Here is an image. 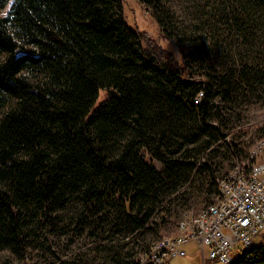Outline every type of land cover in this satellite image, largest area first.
<instances>
[{
    "label": "trees",
    "instance_id": "obj_1",
    "mask_svg": "<svg viewBox=\"0 0 264 264\" xmlns=\"http://www.w3.org/2000/svg\"><path fill=\"white\" fill-rule=\"evenodd\" d=\"M229 1L238 54L264 50V0ZM258 62L212 74L192 51L176 63L128 26L122 0H0V251L24 260L44 230L49 247L52 236L84 237L95 251L120 240L101 251L138 264L157 213L187 185L207 201L218 192L224 151L210 146L226 136L223 110L264 85ZM192 70L201 85L186 81ZM246 253L264 264V245Z\"/></svg>",
    "mask_w": 264,
    "mask_h": 264
},
{
    "label": "rangeland",
    "instance_id": "obj_2",
    "mask_svg": "<svg viewBox=\"0 0 264 264\" xmlns=\"http://www.w3.org/2000/svg\"><path fill=\"white\" fill-rule=\"evenodd\" d=\"M232 7H235V4L229 0H122V13L128 26L144 36L148 43H154L164 49L176 63H182L192 51H196L201 54L204 68L202 71L206 73L221 72L222 66L225 65L235 64V68H239L240 59L251 62L260 60L258 64H261L260 71L263 72L262 47H259L257 52L247 51L240 55L237 52L238 44L233 43L232 37V34L238 33L232 22L237 10ZM194 71L189 72L190 75H185L186 81L201 85L206 78L202 73ZM106 98L107 92L100 91L94 108ZM223 113L229 117L226 125L221 128L226 136L210 146V150L215 148L224 151V156L221 154L215 159L216 164H220V173L215 176L214 181L218 182L217 186L222 177L237 163L247 165L252 161L264 162V85L260 86L257 93L241 94L237 103L232 108L227 106ZM230 144L238 152L236 156L232 154V149L229 152L226 150ZM251 152H254L253 160L249 159ZM146 161H151L158 170L162 169V165L148 155ZM185 188L188 194L172 203L168 210L170 213H157L156 222L151 224H155L153 235L148 236L146 240L148 245L153 242L149 253L142 257L136 249L133 254L134 259L139 256L138 264H150L154 250L158 251L163 245L159 244L165 238L179 235V223L184 216L199 212L206 205L213 203L218 195L215 189L210 201H207L206 195H198L194 187L187 185ZM175 212H178L179 217L174 218ZM34 233L37 234V230ZM43 238L44 230L38 237L28 239L24 260L11 250H1L0 264H63L64 260H69L72 264H121L110 259V254L101 251L102 245H105L106 249L108 246L122 247L119 246L120 240L98 245L99 249L95 251V243L84 237L70 239L67 236H52L51 247L47 243L42 246ZM255 245H264V231L257 237ZM184 249L187 256L175 259L170 264H202L194 243ZM127 261L128 259L124 258L122 264H128ZM207 264L221 263L208 260Z\"/></svg>",
    "mask_w": 264,
    "mask_h": 264
},
{
    "label": "built area",
    "instance_id": "obj_3",
    "mask_svg": "<svg viewBox=\"0 0 264 264\" xmlns=\"http://www.w3.org/2000/svg\"><path fill=\"white\" fill-rule=\"evenodd\" d=\"M202 93L194 103H200ZM254 152L249 159L253 160ZM179 235L165 238L154 250L152 264H168L184 258L187 244L194 243L201 263L253 264L251 253L238 259V252L252 247L264 231V162L236 164L220 180L215 201L197 213L185 215L179 223Z\"/></svg>",
    "mask_w": 264,
    "mask_h": 264
},
{
    "label": "bare ground",
    "instance_id": "obj_4",
    "mask_svg": "<svg viewBox=\"0 0 264 264\" xmlns=\"http://www.w3.org/2000/svg\"><path fill=\"white\" fill-rule=\"evenodd\" d=\"M156 245H157V243H156ZM254 245L252 247H250L249 249H246L245 252H238V259H247V253L246 252H248L250 249H252L254 247ZM170 263H171V261L168 262V264H170ZM205 264H207V262Z\"/></svg>",
    "mask_w": 264,
    "mask_h": 264
},
{
    "label": "crops",
    "instance_id": "obj_5",
    "mask_svg": "<svg viewBox=\"0 0 264 264\" xmlns=\"http://www.w3.org/2000/svg\"><path fill=\"white\" fill-rule=\"evenodd\" d=\"M191 244H193V243L187 244L186 246L191 245ZM194 245H195V244H194ZM186 246H185V247H186ZM195 246H196V245H195Z\"/></svg>",
    "mask_w": 264,
    "mask_h": 264
},
{
    "label": "water",
    "instance_id": "obj_6",
    "mask_svg": "<svg viewBox=\"0 0 264 264\" xmlns=\"http://www.w3.org/2000/svg\"><path fill=\"white\" fill-rule=\"evenodd\" d=\"M187 82H191V81H187Z\"/></svg>",
    "mask_w": 264,
    "mask_h": 264
}]
</instances>
